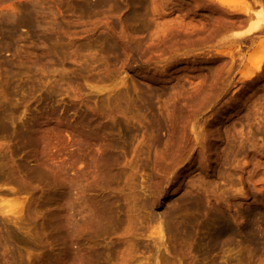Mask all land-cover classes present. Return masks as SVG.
Instances as JSON below:
<instances>
[{"label":"rangeland","instance_id":"rangeland-1","mask_svg":"<svg viewBox=\"0 0 264 264\" xmlns=\"http://www.w3.org/2000/svg\"><path fill=\"white\" fill-rule=\"evenodd\" d=\"M82 2L0 0V264H264V0Z\"/></svg>","mask_w":264,"mask_h":264},{"label":"bare ground","instance_id":"bare-ground-1","mask_svg":"<svg viewBox=\"0 0 264 264\" xmlns=\"http://www.w3.org/2000/svg\"><path fill=\"white\" fill-rule=\"evenodd\" d=\"M83 1V0H82ZM104 1V0H103ZM86 2L88 3L89 2V0H86ZM86 2H82L83 4L84 3H86ZM98 3H100V2H98ZM101 3L102 4H104V2H102L101 1ZM89 4H90V2H89ZM101 5V4H100ZM81 6H84V5H82L81 4ZM86 6V7H85ZM84 7H80V8H87V5H85ZM39 9V8H38ZM88 9V8H87ZM81 10V9H80ZM28 11V10H27ZM40 11V10H39ZM86 11V10H85ZM8 15H10V14H8ZM12 16H14L13 14H11ZM25 16V15H24ZM7 17V16H6ZM10 17V16H9ZM14 17H16V14H15V16ZM26 17V16H25ZM8 18V17H7ZM18 18V16L16 17V18H14V19H17ZM22 18H24V17H22ZM21 18V20L19 19V21L17 22L16 20H11V22H10V24H9V26L8 27H6V28H8V34L10 35V37H9V35H8V38H11L12 37V35L13 36H15V35H17V31H18V29L19 28H21V27H23V26H25V27H29L28 25H30V23L28 22L29 20H30V17H28L29 19H27V20H25L26 18H24V20ZM11 19H13V17L11 18ZM9 21V20H8ZM262 21H264V20H262ZM7 22V21H6ZM30 22H32V21H30ZM257 23V22H256ZM264 23V22H263ZM263 23H259V24H257L256 26H250V27H247L245 30H240V31H235V34L237 35V36H245V35H248V34H251V33H253V32H255V31H258V30H260V31H262V29H264V24ZM32 25H33V22L31 23V27H32ZM235 35V36H236ZM6 37H7V35H5ZM6 39V38H5ZM5 43H7V42H5ZM6 45V44H5ZM9 45V44H8ZM263 63H264V54H263V56L261 57V59L259 60V62H258V64L257 65H255V72H259V71H261V69H262V67H263ZM246 76V75H245ZM251 76V74L250 75H247V77H250ZM39 173H41V172H39ZM109 173V172H108ZM84 211H86V210H84ZM83 211V212H84ZM87 212V214L89 213V211H86ZM85 215H86V213H84ZM98 214V213H97ZM102 214V213H101ZM93 215V214H92ZM104 214H102L99 218H102L103 217V219H104V216H103ZM97 216V215H96ZM112 216V215H111ZM83 217H85V216H83ZM108 217V216H107ZM88 218L90 219L91 217H89L88 216ZM96 218L97 217H95V222H97L98 223V218H97V220H96ZM109 218V220H112L111 219V217H108ZM107 218V219H108ZM86 219H87V216H86ZM92 219H94V218H91L90 220H88L90 223H92ZM102 219V221L103 222H105L104 220ZM84 220H85V218H84ZM101 219H99V221H100ZM102 221H100V223L102 222ZM113 221V220H112ZM86 223H88L87 221H86ZM106 223H108V221H106ZM84 225V224H83ZM88 226V225H87ZM77 228V227H76ZM75 228V229H76ZM73 231L76 233V230H74L73 229ZM75 233H73V234H75ZM155 240V239H154ZM219 241V240H218ZM157 242L155 241V245H157L156 244ZM158 246V245H157ZM161 247H163L162 245H161ZM160 246H159V248H161ZM158 250V249H157Z\"/></svg>","mask_w":264,"mask_h":264}]
</instances>
